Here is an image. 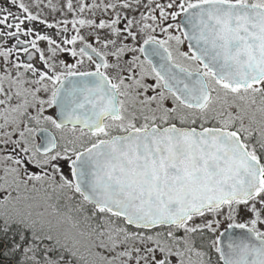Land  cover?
Instances as JSON below:
<instances>
[{"label":"snow or ice","instance_id":"1","mask_svg":"<svg viewBox=\"0 0 264 264\" xmlns=\"http://www.w3.org/2000/svg\"><path fill=\"white\" fill-rule=\"evenodd\" d=\"M9 4L0 264H264V0Z\"/></svg>","mask_w":264,"mask_h":264},{"label":"flooded vegetation","instance_id":"2","mask_svg":"<svg viewBox=\"0 0 264 264\" xmlns=\"http://www.w3.org/2000/svg\"><path fill=\"white\" fill-rule=\"evenodd\" d=\"M62 2H63V0H62ZM74 2H75V0H74ZM44 3L47 4V0H44ZM0 7H10L9 0H0ZM12 10L17 11L15 8H13ZM43 17L47 18L50 22H53V17H56V19H60L61 14L60 13H50V11L47 8H44ZM71 18H72V16H71V14H69L68 19H71ZM28 27H33L35 30L40 31L41 34H45V33L54 34L56 31L55 29H47L46 25H40L39 22H35L32 25H28ZM68 27H69L70 31H69V33H67V35H72L73 32L71 31V25H68ZM12 43H14V41ZM181 50H186V45L182 46ZM21 55H22V59H26V57H24L23 54H21Z\"/></svg>","mask_w":264,"mask_h":264},{"label":"rangeland","instance_id":"3","mask_svg":"<svg viewBox=\"0 0 264 264\" xmlns=\"http://www.w3.org/2000/svg\"><path fill=\"white\" fill-rule=\"evenodd\" d=\"M62 2V0H53V3Z\"/></svg>","mask_w":264,"mask_h":264}]
</instances>
